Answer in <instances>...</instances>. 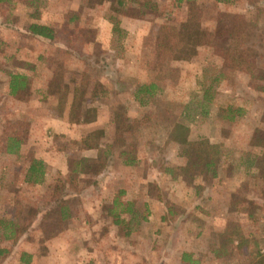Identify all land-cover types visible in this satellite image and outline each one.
<instances>
[{"label":"rangeland","instance_id":"374dc122","mask_svg":"<svg viewBox=\"0 0 264 264\" xmlns=\"http://www.w3.org/2000/svg\"><path fill=\"white\" fill-rule=\"evenodd\" d=\"M146 1L156 3L153 11L150 3L123 10L126 32L117 39L104 18L107 2L40 0L53 40L27 37V8L0 2V136L11 134L15 121L28 129L18 154L3 153L0 142V219L17 223L9 237L0 229V248L7 249L0 264H259L264 255V0L189 2L211 41L187 60L158 56L155 47L159 24L184 25L187 0ZM72 13L81 24L61 25ZM231 26L246 30L231 42L261 54L250 74L223 60ZM19 63L30 78L25 101L7 94L6 72ZM53 74L61 89L86 91L72 122L54 98L42 97ZM95 81L108 92L90 99ZM150 83L157 85L150 96L137 92ZM228 108L240 112L229 120ZM204 138L217 145L215 175L181 174L184 139ZM83 139L98 147L84 148ZM98 150L105 166L82 173L81 158ZM31 158L44 163L39 183L24 180ZM116 196L132 204V213L120 214L132 218L129 236L109 212ZM184 252L196 262L182 260Z\"/></svg>","mask_w":264,"mask_h":264},{"label":"trees","instance_id":"16d2710c","mask_svg":"<svg viewBox=\"0 0 264 264\" xmlns=\"http://www.w3.org/2000/svg\"><path fill=\"white\" fill-rule=\"evenodd\" d=\"M6 1V2H12V3H22L24 7L27 8L28 14L26 15L29 19L28 23L24 27V33L27 37H33V38H43L48 40H53L56 36V30L45 23H42L40 21L41 19V11L39 9L38 2L40 0H0ZM176 3L180 4L183 0H175ZM193 0H187V2H192ZM217 2H226L229 0H215ZM97 3L101 2H107L108 7L105 9L104 17L105 19L110 23L111 25V32L112 35H115L117 39L121 38L123 34L126 32L121 27V19L120 16L123 14V10L125 8H128L133 6V3H136L137 5H141L146 7L147 3H150L149 10L153 11L156 7V3H153L151 1L142 0L139 2L138 0H96ZM143 14V13H142ZM8 20V19H7ZM11 22V21H7ZM80 15L72 13V14H63L61 16V25H69V26H75L79 25L80 23ZM240 29V30H239ZM246 33V30L240 28L239 26H231L226 31L227 34V40L229 39V42L227 45L224 46L222 49V56L225 64L228 67L231 68H240L243 69L246 73H252L254 69L257 66V57L261 56V54L256 50L253 49L251 46L246 47H240L243 43H234L231 42L232 40H235V38L238 39V37L243 36V31ZM247 40V37H245ZM245 38H243V42H245ZM211 41V35L210 33L202 27L201 25V11L194 6L193 3L188 4V10L186 13V20L184 21V25H174L168 22H163L158 25L157 31L155 33V47H156V53L158 56L162 57H168L172 60H187L190 59L192 56L196 54V48L197 46H202L209 44ZM5 40L0 38V51L3 50V46ZM70 42V40L68 41ZM72 42V41H71ZM264 42V41H263ZM264 45V43H263ZM14 54H7L8 57L11 56V58L15 59ZM22 60V59H20ZM23 63V61H20ZM7 77V94L13 96L15 99L19 101H25L26 99L31 97V85L30 84V78L28 76V73L26 72V69L24 66L18 65L17 70H9L6 72ZM219 77V76H215ZM58 75L53 74V76L45 79L43 81L44 89L42 91V97L45 98H54L56 100L55 107L58 109H61L59 114H62V110L66 111V114L68 116V121L72 122L75 118H73V109H75L76 105L78 104V101L83 98V94L86 92L85 90H81L74 87L73 90L69 91V89L66 88V86L58 87L57 83L59 82ZM216 80V79H215ZM212 81L208 85V87L205 89L203 93V98L206 100H211L210 95L208 94V90L212 87ZM60 85V84H59ZM157 88V85L155 83L150 84H142L137 92H145L149 96L153 93V90ZM108 92V89L104 87L99 81H95L92 89L90 91V99L98 97L100 94H105ZM78 93H80L78 97ZM27 97V98H26ZM88 99V100H90ZM87 102V101H86ZM86 113L87 110H84ZM240 112L239 109L233 110L232 108L227 109V114L225 117L229 120H232L234 118V114ZM86 120V119H84ZM121 122L119 121V128L122 130H128V128L125 127V125H120ZM16 127V128H15ZM24 123L22 121H15L13 125V129L11 134H8V132L3 130L2 136H0V142H1V151L3 153H7L9 155L18 154L20 153V150L22 148V145L26 142V134L28 132V129H24ZM92 135H94V132H90L87 135L88 139L92 138ZM86 140V139H85ZM83 139V147L84 148H97L98 146L91 143L90 141H85ZM184 142L187 144V148L184 151V155L186 158V162L184 165H180L176 167L178 171H181V174L186 173H192L195 174V172L198 170L199 173L203 171H212V174L215 175V166H216V159H217V145L211 143L207 138L196 140L189 142L186 139H184ZM98 150V154H99ZM91 156V157H83L81 158V162L79 163L81 172L83 173H93L91 170L94 169V163H96L97 167H104L103 165H98L100 162V154L98 156ZM101 155L103 156L102 152ZM170 173H172L171 169H168ZM99 172V171H98ZM97 172V173H98ZM45 175V167L44 163L41 159L31 158L29 160L28 167L25 171L24 180L27 183H39L43 181V177ZM260 179L262 180L264 184V170L260 173ZM123 192V191H120ZM113 207L109 209V212L113 214V222L115 225L119 227H123L125 229V226L128 227L125 231V235L129 236L132 230L129 227V223H131L132 218H129L127 221L125 218L120 217L121 213H132V204L130 202H127L126 204H123L119 198L116 196L113 199ZM65 201H61L58 203L60 213L65 212ZM63 205V206H62ZM119 206H121L119 211L117 209ZM61 207V208H60ZM16 214V213H15ZM18 215V214H16ZM13 216H15L13 214ZM64 217V214H63ZM16 218V217H14ZM11 220V221H10ZM9 221H6L4 219H0V229H2L5 234L8 237L12 234L14 235V230L17 226V223L13 222V218H11ZM6 248H0V254L6 251ZM27 253L22 252L20 255V260L24 261V257ZM258 262L261 264V262H264V255L258 254ZM30 255H27L26 262L29 261ZM182 260H188L191 262H196L191 258V254L183 253Z\"/></svg>","mask_w":264,"mask_h":264},{"label":"crops","instance_id":"0c3cea01","mask_svg":"<svg viewBox=\"0 0 264 264\" xmlns=\"http://www.w3.org/2000/svg\"><path fill=\"white\" fill-rule=\"evenodd\" d=\"M105 18V17H104ZM40 21L42 22V20L40 19ZM43 23V22H42ZM109 23V22H108ZM110 24V23H109ZM111 26V25H110ZM3 39V38H2ZM4 40V39H3ZM47 78H49V77H46V79ZM185 253V252H184ZM189 254V253H188ZM191 257H192V254H191ZM19 258H20V256H19ZM180 258H181V256H180ZM193 259V258H192Z\"/></svg>","mask_w":264,"mask_h":264}]
</instances>
